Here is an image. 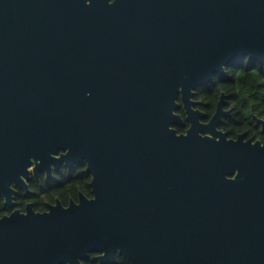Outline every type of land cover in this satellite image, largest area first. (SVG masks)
Returning a JSON list of instances; mask_svg holds the SVG:
<instances>
[{
    "label": "water",
    "instance_id": "95a60500",
    "mask_svg": "<svg viewBox=\"0 0 264 264\" xmlns=\"http://www.w3.org/2000/svg\"><path fill=\"white\" fill-rule=\"evenodd\" d=\"M245 55L264 63V0H0V193L69 148L96 195L0 220V264H264V148L201 138L225 113L204 126L189 103Z\"/></svg>",
    "mask_w": 264,
    "mask_h": 264
},
{
    "label": "clouds",
    "instance_id": "9594fccd",
    "mask_svg": "<svg viewBox=\"0 0 264 264\" xmlns=\"http://www.w3.org/2000/svg\"><path fill=\"white\" fill-rule=\"evenodd\" d=\"M86 5H90L92 0H84ZM109 5L115 0H107ZM250 57L245 55L242 66L235 67L228 64H221L220 69L230 79L222 80L218 73L211 75V81L207 87L197 85L189 89V103L193 112L202 114L198 123L207 126L216 116L218 110L230 115L221 116V123L215 127V131L224 136L225 142H242L255 146L259 144L264 148V67L257 61L256 65L247 68ZM90 95V93H88ZM184 88L180 86L174 103L178 105L173 109L172 115L179 117L183 121V126L171 123L168 130L174 132L177 138L187 137L192 127L188 120L185 103L183 100ZM221 99L223 104L221 105ZM229 116H236L234 120H229ZM201 138L215 139L220 141V136L213 137L211 132L201 131L198 133ZM241 137L243 138L241 140ZM70 152L69 148H59L50 153L54 160H60L59 171L55 164H50L47 170L36 172L39 160H35L27 166V176H21L25 188L19 187L16 183L8 185L12 193V207H6L7 197L0 194V220L10 218L13 213L19 212L21 215H28V206H32L33 214H50L51 208L58 205L64 210H68L73 204L79 206L81 197L92 202L96 195L92 187L95 180L94 172L89 171L90 162L85 157L79 163L73 162L72 169H69L68 162L62 158ZM49 172L53 182L49 186ZM239 174V170H234L227 174L225 179L234 181ZM69 177L62 179V177ZM44 189V190H42ZM26 191L34 195H26ZM83 256L76 257V264H102L106 252L102 249L90 250ZM116 264H133L131 260L121 254L117 249L114 254ZM63 264H72L71 260H64Z\"/></svg>",
    "mask_w": 264,
    "mask_h": 264
},
{
    "label": "flooded vegetation",
    "instance_id": "af4514ba",
    "mask_svg": "<svg viewBox=\"0 0 264 264\" xmlns=\"http://www.w3.org/2000/svg\"><path fill=\"white\" fill-rule=\"evenodd\" d=\"M116 1V0H115ZM210 83V82H209ZM209 83L208 84H205L204 86H207V85H209ZM221 101H222V103L220 102V104L222 105L223 104V99H221ZM186 107V106H185ZM186 111H187V108H186ZM223 115H230L229 113H225V114H223ZM222 115V116H223ZM187 116H188V112H187ZM202 117V116H201ZM200 117V118H201ZM237 117L236 116H229L228 117V119L229 120H234V119H236ZM189 120V119H188ZM190 121V120H189ZM222 121H220L219 123H221ZM181 127L183 126V125H180ZM215 127H216V125H212V126H209V127H207V128H209L208 130H207V132H211L212 134H213V136H218V135H214V133L212 132V130H215ZM201 131H206V130H201ZM76 163H79V162H76ZM52 164H54V163H52ZM69 167V169H72V167H73V165L72 166H68ZM42 170V169H41ZM43 170H47V168H43ZM57 170L59 171V168H57ZM90 171V170H89ZM53 182H55V183H60V181H53L52 180V177H51V174H50V172H49V186H51V184L53 183ZM19 187H21V188H25L26 189V187L24 186V185H18ZM93 187V186H92ZM42 190H44V189H42ZM0 194H3V195H5L6 197H7V201H6V207H12L13 206V204H12V193L11 192H9V194H7V193H3V192H1ZM26 195H29V196H31V195H34L33 193H31V192H28V191H26ZM30 206V205H29ZM28 206V207H29ZM102 263H104V262H102ZM109 263H112V264H115V263H113V262H109ZM106 264H108V263H106Z\"/></svg>",
    "mask_w": 264,
    "mask_h": 264
},
{
    "label": "trees",
    "instance_id": "16d2710c",
    "mask_svg": "<svg viewBox=\"0 0 264 264\" xmlns=\"http://www.w3.org/2000/svg\"><path fill=\"white\" fill-rule=\"evenodd\" d=\"M242 63H243V59H240V60H237V61H234L231 65L232 66H235V67H240V66H242ZM256 63H257V61H250L249 60V62H248V64H247V68H251V67H253V66H255L256 65ZM259 63H260V65L262 66V67H264V63H261L260 61H259ZM220 76V79H222V80H227V79H230L229 77H227L225 74H223V75H219ZM208 86V85H207ZM207 86H205V87H207ZM69 177H67V176H65V177H62V179H68ZM126 257V256H125ZM102 264H106V263H102ZM108 264H112V263H108ZM116 264V263H115Z\"/></svg>",
    "mask_w": 264,
    "mask_h": 264
}]
</instances>
